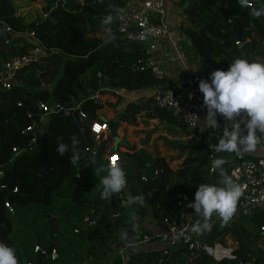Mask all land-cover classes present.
Segmentation results:
<instances>
[{"label": "trees", "instance_id": "trees-1", "mask_svg": "<svg viewBox=\"0 0 264 264\" xmlns=\"http://www.w3.org/2000/svg\"><path fill=\"white\" fill-rule=\"evenodd\" d=\"M106 1L110 2V8L105 12H99L91 5H87L81 13L75 9L52 8L46 18L33 21L28 26L15 16L14 9L6 0H0V73L3 62L28 53L32 47L24 35L28 32H34L46 49L55 52L52 57L22 69L11 90L0 86V140L9 136L17 147L25 148L29 137L22 131L39 124V120L28 118L29 112L34 117L39 115V103L53 108V101H56L57 106L66 110H72L77 103L85 115L84 118L78 112L75 115L84 135V138L75 141L79 154L77 165L71 163L73 124L54 112L35 151L15 157V145L6 143L0 148V169L4 171V177L0 179V242L13 248L18 264H37L40 253L36 254L35 248L40 246L41 251L48 250L50 226L45 214L62 218L55 226L57 257L55 260L48 258L43 264H123L114 253L150 234L135 219L151 215L161 225L166 219L181 222L183 217L196 215L190 207H186L182 213L170 208L167 191L174 194L180 189L183 195L194 199V193L201 184L222 187V178L212 167V161L221 157L226 161L223 168L230 176L227 152L217 154L213 147L216 143L211 135L217 130L207 127L200 133V126L194 130L182 128L197 140L195 148L188 155L195 159L194 166L173 173L164 160L154 158L144 150L135 152L134 148H129L128 153L120 155L119 165L126 174L128 195L141 196L144 203L121 208L123 191L113 194L110 199L101 198V180L106 172L100 169L109 165L108 142L111 140L95 141L91 133L93 123L101 121L98 111L104 108L94 98V89L102 90L99 86L101 76L108 79V90L101 92V95L114 96L117 91L141 92L161 85L149 70L142 73L132 71L133 65L145 64L147 54L144 48L118 39L106 42L108 37L99 38L106 28L114 24L118 12L126 3V0ZM247 3L252 7L244 10L239 0L176 2L186 19L180 29L191 42L195 54L203 60L217 61L226 67L238 58L246 57L252 62L250 54L257 55L261 47L264 49V38L260 35V32L264 33V15L259 18L253 16L254 9H264V0H248ZM107 15H112L113 21L103 25L102 21ZM223 20L226 21L225 25L221 24ZM230 27H234L239 46L229 41ZM53 63L57 68H52ZM51 77L52 80L48 81ZM48 86L52 88L47 90ZM145 110L150 112L147 116L149 120L166 123L170 127L177 125L171 114L156 108L151 101L138 107L129 106L118 120L132 125L136 116ZM60 143L69 146L64 155L57 152ZM139 161L143 178L146 179L143 181L146 193L154 195L159 191L152 207L142 193L138 178ZM47 165L49 168L41 175ZM16 189L18 193L13 194ZM75 201H81L83 205L78 208ZM6 203L10 204L14 213H10ZM86 218L97 221L98 231L84 225ZM211 219L212 216L208 222ZM195 220L203 222L199 216ZM70 221L74 224L65 226ZM61 223L66 229L60 227ZM262 225L264 212L258 213L245 225H234L231 230L225 225L216 224L207 237L210 246H228L226 238L232 233L239 248L232 251L230 258L216 262L209 257L204 264H241L251 256L257 259V264H264V234L259 232ZM122 231L127 232V240L120 239ZM186 257L191 258L187 249L166 257L162 256V251L137 249L135 253H130L126 264H203L204 256L189 263Z\"/></svg>", "mask_w": 264, "mask_h": 264}, {"label": "built area", "instance_id": "built-area-1", "mask_svg": "<svg viewBox=\"0 0 264 264\" xmlns=\"http://www.w3.org/2000/svg\"><path fill=\"white\" fill-rule=\"evenodd\" d=\"M105 1L106 0H92V3H87L86 0H73V3L76 6L74 9L81 13L87 5L93 6L94 4H100ZM168 1L169 0H126L124 7L118 12L114 24L109 28L112 30V39L131 42L145 49L147 54L145 64L133 65L132 71L142 73L149 70L154 79L161 83L160 86L152 89V96L143 97L142 99H132L129 106L138 107L144 102L149 103L151 101L156 108L171 114L178 127L194 130L200 126L201 121L206 116V109L203 106V97L198 90L199 80L202 78L207 79L209 74L214 70H227L228 67L221 63L214 64L211 61H207V69L204 71L191 72L187 68L178 43L173 41ZM54 7H60L67 11L73 10L68 7L67 0L57 2L54 4ZM249 7H252V4L247 3L246 8ZM8 31L11 30L9 29ZM105 31H103L102 34H104ZM24 35L27 37L29 43L32 44V47L25 56L13 57L5 63L3 71L0 73V86L5 90H11L13 88L15 79L22 69L40 63L52 57L55 53L52 50L46 49L34 32H28ZM101 35H99V38ZM165 44H170L172 46L174 54H176L175 58L168 57L164 54L163 49ZM236 45L239 46L240 44L237 42ZM174 61H177V63L182 66L183 76L172 85H166V68L168 65L174 64ZM103 91L104 90H100L95 93L94 98L96 100L99 99L100 93ZM189 94H191V99L189 98ZM20 106L21 104H19V107ZM38 109L41 113H44V116L39 114L34 117L31 112L28 113L29 119L39 117V124L32 125L25 131H22L24 135L29 137V141L25 148L20 149L17 146L13 148L15 157L23 153L35 151L41 141L44 128L48 123H46L44 118L46 115L54 112V107L50 108L46 104L39 103ZM77 112L81 117H85L81 105L77 104L75 114ZM241 119L242 117H236L233 122H239ZM241 127H244V125L242 124ZM109 130V124L102 121L93 123L91 127L92 135L98 140H103L104 136L109 133ZM216 153L219 154L220 152ZM93 155L95 154L93 153ZM108 162L109 164L119 165L120 156L116 154L109 156ZM228 163L231 167V178L242 187L243 191L242 195L237 200L236 208L231 219L226 224L222 223L221 218L214 213L209 222L212 225L211 230L197 233L193 231V227L197 223H203L195 220V217L199 216L197 214L188 218L183 217L181 222L166 219L161 224V232L145 235L141 241L129 245L127 248L117 252L123 264L127 263L130 253L133 254L137 249L140 250L144 246L154 242L161 246L156 251H162L163 257L182 249L189 250L191 258H185L188 263L200 256L215 258L216 254H218L217 250H225V247L220 244H215L213 247L209 244L207 237L212 233L216 224L225 225L231 230L234 225H245L246 222L251 221L258 213L264 212V158L249 160L245 156L240 155L234 163ZM0 177H4L3 169H0ZM142 179L144 181L146 180L143 177ZM16 193H18L17 189L13 191V194ZM129 198L130 196L121 198V208L126 209L129 207ZM179 200L180 203L177 209L182 213L191 203V199L181 194ZM5 206L10 213H14V209L9 203H6ZM117 217L118 216H115V218ZM85 222L88 223L90 228H96L98 225L96 220L89 218L85 219ZM259 232L264 234V225L259 228ZM226 240L228 244L227 247L231 248L232 251L239 248V243L234 239L232 233L228 235ZM34 252L36 254L45 253L41 251L40 246L36 247ZM56 257L57 253L56 250H54L51 259L55 260ZM241 264H257V259L251 256L249 260Z\"/></svg>", "mask_w": 264, "mask_h": 264}, {"label": "clouds", "instance_id": "clouds-1", "mask_svg": "<svg viewBox=\"0 0 264 264\" xmlns=\"http://www.w3.org/2000/svg\"><path fill=\"white\" fill-rule=\"evenodd\" d=\"M248 0H239L242 7ZM264 9H254L253 16L261 17ZM113 21L112 15H107L103 25H109ZM108 33L106 42L113 38L112 30L105 29ZM198 90L203 97V106L206 109L204 126L217 129V117H223L225 121H235L236 117H242L239 122L231 124L229 130L226 124L218 143L215 144L216 152H227L241 155L243 152L255 150L260 136H264V63L250 62L247 59L238 58L230 63L227 70L217 69L212 71L207 79H200ZM191 99V94H189ZM244 125L243 129L241 125ZM259 133L260 135H257ZM68 145L60 143L57 152L60 155L68 150ZM73 155L71 163L77 165L79 154L76 151V142L73 141ZM225 160L221 158L212 161V167L216 169L222 178V187L213 184H201L194 193V202L188 207L192 208L203 223H197L193 231L200 233L211 230L209 218L215 213L226 224L232 217L237 200L242 195V187L226 174L223 165ZM106 172L101 180L102 199H110L113 194L120 193L126 187V174L117 164H109L107 168H101ZM128 203L143 204V197H130ZM121 240H127V232L120 233ZM0 264H18L17 256L10 246L0 242Z\"/></svg>", "mask_w": 264, "mask_h": 264}, {"label": "rangeland", "instance_id": "rangeland-1", "mask_svg": "<svg viewBox=\"0 0 264 264\" xmlns=\"http://www.w3.org/2000/svg\"><path fill=\"white\" fill-rule=\"evenodd\" d=\"M177 7V12L175 13V15L173 16L175 19H177V17H181L182 16V10L180 7ZM22 15H26L28 16L26 18V24L29 26L33 21H35V17L37 14H39V17H41V19H44V15L43 12L41 11L40 7H34V6H26L23 10H22ZM172 24V23H171ZM177 25H179L178 28H173L172 29V35L175 38L176 41L180 40L181 42L185 41L186 45L188 46V44H190L189 39L183 34L182 30L180 29L181 24L177 23ZM107 37V32L105 31L104 34H102L100 36V38H106ZM179 42V41H178ZM167 45V44H165ZM180 51L182 52L183 56H186L187 53L190 52L189 50V46L188 49L181 45L178 44ZM176 57V54H174V58ZM187 63L189 64V66H194L196 65V62L194 61L193 58L187 56ZM196 60V59H195ZM175 63L172 64L173 67L172 69L175 70V73L178 75V79L176 81H179L182 76H183V68L182 66H180L177 61H174ZM52 68H57L56 63L52 65ZM171 70V69H169ZM51 78H48V81H51ZM101 81L103 82L102 84L100 83L99 86L102 90H104V92L106 90H108V79L107 78H103L101 76ZM175 83V82H174ZM95 93V92H94ZM130 93V92H129ZM109 96L107 95H101L99 97V101L104 105V109L106 111L108 110H114V103H111V100L109 98H107ZM120 98V97H119ZM126 101V100H125ZM129 104L131 102L128 101ZM129 107V105L125 108V110ZM144 112V111H142ZM141 112V113H142ZM51 114L46 115L45 116V120L46 123L49 121V117ZM148 113L144 112L142 113V115H137L135 118V124L136 126H132V125H128V124H120L119 127L116 130V136H113L111 134L108 133V136L111 138L110 142L107 141V139L105 140V142L110 143L108 146V155L109 156H113V155H122V154H126L129 151V148H136L137 150H144L148 155L154 157V158H159L162 159L166 162V164H168V166L170 167V170L173 171V173H180L183 172L186 169L191 168L192 166L195 165V159L193 157H189V152L191 150H193L197 144V140H195V138L193 136H190L188 134L185 133V131L182 130V128L178 127L177 125H174V127H170L169 125H167L166 123H162L160 124L158 121H151L148 119ZM220 116L217 117L218 119V127L217 132L213 133L211 135V139L214 140V142L217 144L218 140L221 138L222 133H223V129H220V127H223V125H228L229 128H231V124L228 121H225V123L222 125V123L219 121ZM119 116L116 117V119L111 120V121H117L120 122L119 120ZM110 121V122H111ZM109 122V123H110ZM207 127H205L203 130H199L200 133L203 132ZM243 129V127H242ZM96 139V138H95ZM95 141H100L103 142L104 139H96ZM120 143L119 145L117 144ZM169 144H173V146L169 145ZM179 145L178 147H176L177 145ZM124 145V146H123ZM123 146V148H121ZM262 146L264 147V144H262ZM125 147V148H124ZM184 152V155H182V153ZM188 156V158H187ZM240 155H237L235 153H227V161L234 163L236 161V159L239 157ZM258 159V158H257ZM164 193V192H163ZM152 196V195H150ZM74 202V201H72ZM77 207H81L83 204L81 201H75ZM84 225L87 226L88 228L89 225L88 223L85 222L84 220ZM74 222L70 221V222H66L65 226H71L73 225ZM63 223L60 224V227H62L63 229H66ZM161 247L159 244H157L156 242L152 243V244H148L146 246H144L143 248H141V250L146 251L149 250L151 251L152 249H157ZM148 251V252H149ZM118 252V251H117ZM117 252L114 253V255L117 254ZM218 254H216V257L213 258L214 261L219 262L222 259H226V258H230L231 257V253L232 250L229 247H225V250H217ZM119 257V256H118Z\"/></svg>", "mask_w": 264, "mask_h": 264}, {"label": "crops", "instance_id": "crops-1", "mask_svg": "<svg viewBox=\"0 0 264 264\" xmlns=\"http://www.w3.org/2000/svg\"><path fill=\"white\" fill-rule=\"evenodd\" d=\"M177 1L178 0H169L168 1V11H169V15H170V23H172L171 24L172 29L173 28L176 29V28L179 27V25H177V23H180V24L186 23V19L183 16V14H182L181 17L178 16L177 19H175L173 17L175 15V13L177 12V10H178L177 7H175L176 6L175 4H176ZM173 41L175 43H178V44H181V45L185 46L187 49H188V46H189L190 52L187 53L186 56H184V60H185V64L187 65V68L191 72L204 71V70L207 69V60H203V59H201L199 56H197L195 54L191 43L188 44V46H187L185 41L181 42L180 40H178L179 41L178 42V41L175 40L174 37H173ZM163 52L168 57H174V50H173V48H172V46L170 44L164 45ZM187 56L193 58L194 61L196 62V65H194L192 67L189 66V64L187 63V59H189V58H187ZM244 56H246V54ZM250 58H251V60H253L252 62L264 63V49H263V47H261V49L259 51V54H257V55L256 54H250ZM245 59H247V58L245 57ZM211 62H213L214 64L219 63L217 61H211ZM172 67H173V65H168L167 68H166V74H167L166 85H172L178 79V77H177L178 75L175 73V70L172 69ZM169 69H171V70H169ZM47 88H48L47 90H50L52 87L48 86ZM115 94L116 95H114V96L107 95V96H109L107 98H109L111 100V103H114V106H115L114 110L115 111H113V110L106 111L104 109L105 108L104 107L102 110L98 111V113H97L98 118L102 122H106V123L109 124V122L111 120L116 119L117 116H121V115L125 114V111H126L125 108L129 105L128 101H130L132 99H135V98L136 99H142L143 97L152 96L153 90L152 89H146V90H143L141 92H134V93L124 92V91H117ZM97 101H99V99H97ZM144 112L150 113L147 110H145ZM144 112H142V113H144ZM142 113H140L139 115H142ZM39 114H41L40 111H39ZM151 121H156V120H151ZM204 121H205V118H203V120L201 121V124H200V128H202V130L206 127V126H204ZM219 121L222 123V125L225 123V120H224L223 117H220ZM119 123L120 124H125L126 122H119ZM229 123L232 124L233 121H230ZM126 124H128V123H126ZM132 126H136L135 122L132 124ZM223 126H225V125H223ZM220 129H223V127H220ZM229 130H231V128H229ZM81 132H82V130H81ZM257 135H260V134L257 133ZM78 138H80V137H78ZM106 139H107V141H109V139H111L108 136V134H106L104 136V141L103 142H105ZM72 140H73V138H72ZM263 143H264V136H260L259 143L257 144V147L255 148V150L243 152L241 155H243L245 157L256 158V159L257 158H264V147L262 146ZM109 144L110 143H108V146H109ZM123 146L121 148H123ZM134 149H135V152H139L140 151V150H137L136 148H134ZM107 156H109V155H107ZM107 156H106V158H107ZM135 176H136V174H135ZM138 178H139V174H138ZM122 191H123V195H122L121 198H124L125 196L129 197L126 187ZM135 221L138 224H140L141 226H143L144 228H146L150 233H157V232H161L162 231V226L158 225L157 222L153 220L151 215H148L145 218H137V219H135ZM153 250H158V248L157 249H152L151 251H153ZM146 251H149V250H146ZM116 256H118V255L116 254Z\"/></svg>", "mask_w": 264, "mask_h": 264}, {"label": "water", "instance_id": "water-1", "mask_svg": "<svg viewBox=\"0 0 264 264\" xmlns=\"http://www.w3.org/2000/svg\"><path fill=\"white\" fill-rule=\"evenodd\" d=\"M38 0H32V3H36ZM43 1L44 5L46 6L45 7V13L48 14L49 11H50V7L61 1V0H41ZM90 3H92V0H89ZM9 2L11 3V5L13 6L14 10L16 12H18V9L20 8L19 5H16L14 4L13 0H9ZM68 2V7L70 9H74L76 8V6L74 5L73 3V0H67ZM93 8L99 12H105L106 10H108L110 8V2L109 1H105L103 3H100V4H94L93 5ZM246 9V6H244V10ZM219 24V23H218ZM222 25H225L226 24V21L223 20ZM229 31H230V38H229V41L231 42H234V43H237L238 42V36L235 34V30H234V27H230L229 28ZM260 35L264 38V33L263 32H260ZM5 63L3 62L2 63V67H4ZM103 82L101 81V84ZM94 92L97 93L98 92V89L95 88L94 89ZM53 104H54V113L55 114H58L59 116L63 117L65 120H69L70 122H72L73 124V128H74V132H73V140H72V144L71 146L73 145V141H75L78 137L80 138H84V135L83 133L81 132L80 128L78 127V124L77 122L75 121V109L77 108V103L75 104V107L74 109L72 110H66V109H61L60 107L57 106V102L56 101H53ZM42 116H44V113L42 112L41 113ZM39 117L37 118H33V121L35 120H38ZM120 123L117 122V121H111L109 123V127H110V130H109V134L113 135V136H116V130L117 128L119 127ZM19 130H21L19 128ZM41 142V141H40ZM39 142V144H40ZM6 143H10L12 145H15L14 142L12 141V139L8 136L6 138H1L0 140V148H2ZM117 144H119L117 142ZM16 146V145H15ZM89 154H92L91 152H88ZM93 155V154H92ZM95 156V155H93ZM49 168V166L47 165L42 171H41V175H44L47 171V169ZM139 181H140V184H141V187H142V193H143V196L144 198L146 199V201L148 202V205L150 207H152L154 205V203L156 202L157 200V197L159 195V191L150 196L146 193L145 189L143 188L144 186V183H143V170H142V165L139 161ZM1 179V177H0ZM75 187V184L73 185V188ZM169 188V187H168ZM167 188V190H168ZM181 190L178 189L177 192H175L174 194H170L168 191H167V199L169 200V204L168 206L172 209H177L178 208V204L180 203V200H179V196L181 195ZM191 202H194V199H191ZM46 216V219L48 221V224L50 226V231H49V242H50V246L48 248V250L43 254V253H40L38 255V261H37V264H43V262L48 259V258H51L52 256V253L53 251L55 250V226H56V223L59 219L62 218V216H59V217H53L51 215H47L45 214ZM96 219V218H95ZM97 231L99 229V226L97 225L96 228H95ZM209 258V256H204L203 260H202V263L204 264L205 261ZM26 259L24 258V261Z\"/></svg>", "mask_w": 264, "mask_h": 264}, {"label": "flooded vegetation", "instance_id": "flooded-vegetation-1", "mask_svg": "<svg viewBox=\"0 0 264 264\" xmlns=\"http://www.w3.org/2000/svg\"><path fill=\"white\" fill-rule=\"evenodd\" d=\"M6 2H8L10 5H11V3L9 2V0H6ZM13 2H14V4H16V5H19L20 6V8L18 9V12H16L15 10H14V12H15V16L17 17V18H19V19H22L23 21H27L26 20V18L28 17V16H26V15H22L21 13H22V10L26 7V6H34V7H37L38 8V6L40 7V9H41V11L43 12V15H44V18H46L45 16H47V14L45 13V5H44V3H43V1H41V0H38L36 3H32V0H13ZM56 4V3H55ZM11 7L13 8V6L11 5ZM52 8H55L54 7V4L50 7V10L52 9ZM14 9V8H13ZM50 12V11H49ZM49 14V13H48ZM40 21L41 20V17H39V14H37L36 15V17H35V21Z\"/></svg>", "mask_w": 264, "mask_h": 264}]
</instances>
